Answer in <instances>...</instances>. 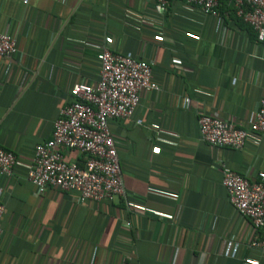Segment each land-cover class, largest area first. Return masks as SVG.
<instances>
[{"label": "crops", "instance_id": "1", "mask_svg": "<svg viewBox=\"0 0 264 264\" xmlns=\"http://www.w3.org/2000/svg\"><path fill=\"white\" fill-rule=\"evenodd\" d=\"M219 13L202 16L186 0H167L162 15L158 0H0V33L18 49L0 57V147L17 157L12 176L0 175V264H264L249 244L264 229L233 208L217 169L252 180L264 172V139L211 146L197 123L218 115L248 129L264 94L256 33L232 0ZM104 44L150 63L161 89L142 93L132 118L110 121L126 196L39 195L27 176L35 149L51 139L72 87L98 81Z\"/></svg>", "mask_w": 264, "mask_h": 264}, {"label": "built area", "instance_id": "2", "mask_svg": "<svg viewBox=\"0 0 264 264\" xmlns=\"http://www.w3.org/2000/svg\"><path fill=\"white\" fill-rule=\"evenodd\" d=\"M158 2L162 15L167 0ZM186 2L202 16L220 17V0ZM233 4L237 16L251 27L257 43L264 48V0H233ZM110 44L102 45L97 54L98 81L93 85L80 82L72 87L71 101L60 110L51 139L35 149L34 165L27 176L39 195L51 189L63 193L74 191L82 202L96 203L113 202L126 196L110 121L132 118L141 104L142 93L161 89L150 63L114 53ZM17 51L15 38L0 33V57L12 58ZM189 103L186 98L185 105ZM197 123L201 139L208 145L241 150L251 134H259L264 139V94L248 129H240L218 115L199 114ZM63 150L84 155V163H68ZM16 164V155L0 147V175L12 176ZM217 169L223 174L222 184L233 208L251 222L255 233L264 229V172H258L251 180L224 164ZM5 210L0 200V218ZM126 225L130 227L131 224ZM249 244L264 253V236L256 234Z\"/></svg>", "mask_w": 264, "mask_h": 264}, {"label": "trees", "instance_id": "3", "mask_svg": "<svg viewBox=\"0 0 264 264\" xmlns=\"http://www.w3.org/2000/svg\"><path fill=\"white\" fill-rule=\"evenodd\" d=\"M233 1V0H232Z\"/></svg>", "mask_w": 264, "mask_h": 264}]
</instances>
